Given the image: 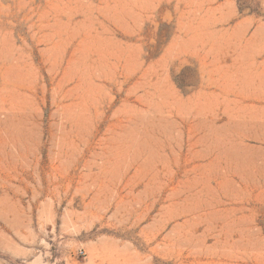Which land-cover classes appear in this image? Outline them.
<instances>
[{"label":"rangeland","instance_id":"obj_1","mask_svg":"<svg viewBox=\"0 0 264 264\" xmlns=\"http://www.w3.org/2000/svg\"><path fill=\"white\" fill-rule=\"evenodd\" d=\"M0 264H264V0H0Z\"/></svg>","mask_w":264,"mask_h":264}]
</instances>
